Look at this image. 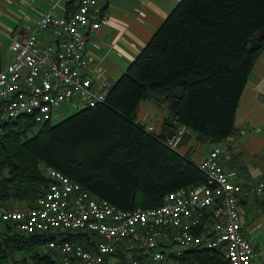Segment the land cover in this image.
<instances>
[{"label":"trees","instance_id":"1","mask_svg":"<svg viewBox=\"0 0 264 264\" xmlns=\"http://www.w3.org/2000/svg\"><path fill=\"white\" fill-rule=\"evenodd\" d=\"M74 3H68L66 18L77 10V0ZM262 30L264 0H181L110 85L103 105L84 108L60 122L0 120V206L34 207L52 182L47 167L125 211L159 207L169 193L203 184L198 163L190 157L193 150L182 154L179 148L195 138L210 146L225 144L222 155L234 141L228 139L236 131L241 97L264 51V40L256 51L249 50L250 42ZM3 65L0 51V72ZM181 80L185 85L179 97ZM144 102L168 105L170 117L164 125L183 129L176 147L135 123ZM254 198L264 211V197ZM56 235L89 249L98 241L85 231L26 233L15 223L0 220V264H60L47 247L58 239ZM131 251L143 263L150 256L140 242ZM128 252L123 247L103 264H131ZM176 263L228 264L213 250H189L179 257L168 253L165 264Z\"/></svg>","mask_w":264,"mask_h":264},{"label":"built area","instance_id":"2","mask_svg":"<svg viewBox=\"0 0 264 264\" xmlns=\"http://www.w3.org/2000/svg\"><path fill=\"white\" fill-rule=\"evenodd\" d=\"M77 2L70 17L47 12L29 35L11 36L14 59L0 72V120L29 117L45 123L66 106L83 110L106 102L111 84L104 81L96 87L86 74L90 62L85 47L88 34L106 25L108 18L97 10L98 0ZM44 31L52 32L54 41L41 47L38 36ZM177 132L167 139L170 146L182 135ZM224 145L213 146L198 163L203 184L169 193L159 207L122 210L47 167L52 182L35 206L21 210L0 206V220L15 223L26 233L67 229L98 237L94 249H89L56 235L58 239L47 247L60 264H103L123 247L129 250L131 264H165L168 253L179 257L189 250H213L228 264H254L257 249L245 228L248 210L243 202L264 197V182L232 181L235 173L227 174L220 162ZM138 242L150 251L144 263L132 255Z\"/></svg>","mask_w":264,"mask_h":264},{"label":"crops","instance_id":"3","mask_svg":"<svg viewBox=\"0 0 264 264\" xmlns=\"http://www.w3.org/2000/svg\"><path fill=\"white\" fill-rule=\"evenodd\" d=\"M180 1L98 0V11L108 22L89 33L85 50L90 62L86 74L93 78L96 87L104 81L114 84L123 75ZM70 2L76 5V0H0V51L7 63L13 60L11 36L29 35L47 12L65 17ZM39 41L41 47H46L53 43L54 37L46 32ZM233 138L221 155L224 171L235 173L231 180L236 183L264 182V51L241 97ZM210 147L200 161L210 153L213 146ZM246 207L262 214L264 223V211L256 198L247 200ZM255 247L257 258L261 254L263 261L255 259L254 264H264V249L260 252L258 246Z\"/></svg>","mask_w":264,"mask_h":264},{"label":"rangeland","instance_id":"4","mask_svg":"<svg viewBox=\"0 0 264 264\" xmlns=\"http://www.w3.org/2000/svg\"><path fill=\"white\" fill-rule=\"evenodd\" d=\"M3 58V66L8 65L6 57ZM81 110L80 107H74V105H69L63 108L58 115L54 117L55 122L62 121L65 117H69L75 113H78ZM170 117V113L168 110V105L161 108L155 104L150 102H144L140 105L139 110L136 114L135 123L144 126L146 129L150 127L154 128L155 132L161 134L162 128L164 126V122L166 119ZM183 131L182 128H178ZM180 138V137H179ZM178 138V139H179ZM175 142V147L177 145ZM211 147L208 144L198 143L195 138L190 140L186 145H183L179 148V152L182 154H186L188 150L192 149L191 159L198 163L201 157L207 153V151ZM263 215L257 212H251L248 210V215L244 220V224L246 225V231L255 239V245L258 246L260 252L264 249V223H262ZM175 248H172L174 250ZM258 262H262L263 258L261 254H258V258H256ZM123 264V263H120Z\"/></svg>","mask_w":264,"mask_h":264},{"label":"water","instance_id":"5","mask_svg":"<svg viewBox=\"0 0 264 264\" xmlns=\"http://www.w3.org/2000/svg\"><path fill=\"white\" fill-rule=\"evenodd\" d=\"M264 40V30L258 32L256 38H253L250 42V46H249V50L250 51H256L260 48V43L261 41ZM184 85H185V80H181L177 86L176 89V94L181 97L183 95L184 92ZM179 100L176 99L174 101V108L178 105ZM177 126L175 124H171V123H166L163 128H162V132H161V137L163 138H167L169 140H172L173 138H175L177 136Z\"/></svg>","mask_w":264,"mask_h":264}]
</instances>
